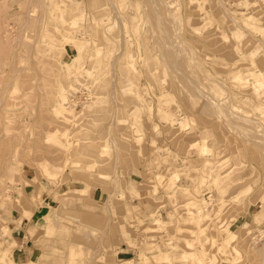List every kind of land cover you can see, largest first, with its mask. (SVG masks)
Returning a JSON list of instances; mask_svg holds the SVG:
<instances>
[{"label":"rangeland","instance_id":"1","mask_svg":"<svg viewBox=\"0 0 264 264\" xmlns=\"http://www.w3.org/2000/svg\"><path fill=\"white\" fill-rule=\"evenodd\" d=\"M229 2L0 0V264H264V0Z\"/></svg>","mask_w":264,"mask_h":264},{"label":"bare ground","instance_id":"2","mask_svg":"<svg viewBox=\"0 0 264 264\" xmlns=\"http://www.w3.org/2000/svg\"><path fill=\"white\" fill-rule=\"evenodd\" d=\"M158 10V9H157ZM248 12L249 11H247L246 13H247V15H248ZM251 12V11H250ZM249 12V13H250ZM157 14V13H156ZM251 14V13H250ZM243 15V14H242ZM195 21V20H194ZM211 21V20H210ZM254 22V21H253ZM201 25V24H200ZM205 26V25H204ZM218 26V25H217ZM253 26V25H252ZM229 27H230V25H229ZM194 28V27H193ZM207 27H205V29H206ZM195 29H196V27H195ZM253 29V28H252ZM199 31V30H198ZM223 34V33H222ZM171 35H172V33H171ZM170 35V36H171ZM228 35V34H227ZM172 36H175V35H172ZM171 36V39H173V37ZM166 38L168 37L169 39H170V37L169 36H165ZM164 37V38H165ZM163 38V37H162ZM175 38H176V36L174 37V40H175ZM221 38L224 40V41H226L228 38H227V36H221ZM213 39V38H212ZM164 40H166L167 41V39H164ZM214 40V39H213ZM168 42V41H167ZM177 43H178V41H176ZM176 42H175V44H176ZM164 43V42H163ZM173 44H174V42H172ZM171 43V44H172ZM217 44V43H216ZM249 44V43H248ZM168 45V44H167ZM166 46V45H165ZM172 46V45H171ZM233 46H234V44H233ZM168 47V46H167ZM167 47H164V49H167ZM172 47H174V46H172ZM176 47H177V44H176ZM180 48H181V45L179 46ZM184 47L185 46H183L182 48L184 49ZM232 47V46H231ZM170 48V45H169V47H168V49ZM182 48H181V50L179 49V48H176V50H175V48H173L172 50L173 51H171V49L170 50H168V52L167 53H173L174 52V50H175V53H177L176 51H179L180 50V52H182ZM218 48V47H217ZM230 48V47H229ZM178 49V50H177ZM226 49H228V48H226ZM185 50H187L186 48H185ZM184 50V51H185ZM215 50V49H214ZM167 51V50H166ZM165 51V52H166ZM170 51V52H169ZM236 51V50H235ZM183 53V52H182ZM167 54L166 56L169 58V56L171 55V56H173L174 54ZM184 55L186 54L185 52L183 53ZM181 55V54H180ZM186 56V55H185ZM247 56V55H246ZM242 57H244V56H242ZM172 58H174V56L172 57ZM171 58V59H172ZM170 59V58H169ZM183 59H184V57H183ZM174 60H175V58H174ZM180 60V59H179ZM187 60H188V57H187ZM172 61V60H171ZM177 61H178V59H177ZM177 61H175V63L176 64H172V62H171V64L173 65V67H174V65H175V67H176V69L178 70V68L180 67L179 65H181V64H183V63H181V62H183V61H181L180 63L179 62H177ZM188 61H190V59L188 60ZM168 62H169V60H168ZM187 62V61H186ZM125 63V62H124ZM188 63H191V62H188ZM131 64V63H130ZM185 64H183V66H184ZM188 65H190V64H188ZM188 65L186 66V67H188ZM193 65V64H192ZM178 66V67H177ZM125 67V66H124ZM123 67V68H124ZM185 66H184V68L182 67V65H181V68L184 70L185 68H186ZM191 67V66H190ZM199 67V66H198ZM180 68V69H181ZM194 68V67H193ZM175 69V68H174ZM188 70H186L185 72H187L186 74H188L187 76L188 77H191V78H193L194 80L193 81H196L197 80V78H198V76H197V74L195 73V71H192V69L190 70L189 69V67L187 68ZM248 69V68H247ZM182 71V70H181ZM201 71V70H200ZM246 71H248V70H246ZM179 72H180V70H179ZM189 72V73H188ZM181 73V72H180ZM184 73V72H183ZM203 73V72H202ZM205 73V72H204ZM241 74V73H240ZM239 73H234L233 75H232V77L233 78H235V79H238L239 81H243V77L240 75ZM249 74V73H248ZM199 75V78L201 79V76H200V74H198ZM203 76H204V74H202ZM183 77H185L186 78V75H182ZM207 76V75H206ZM187 77V78H188ZM205 77V76H204ZM190 78V79H191ZM246 78V77H245ZM249 78V77H248ZM204 79H206V78H204ZM245 80H247V79H245ZM192 81V82H193ZM198 81V80H197ZM197 81H196V83H195V85L193 84V86H196V84L198 85L199 83H202V81H200L199 83H197ZM248 81H249V79H248ZM192 82H191V84H192ZM190 83V82H189ZM188 81H187V86H188ZM194 83V82H193ZM236 83V82H235ZM262 83H263V81H262ZM189 85L188 87H192V85ZM210 84V83H209ZM214 84V83H213ZM212 84V85H213ZM257 84V83H256ZM255 84V85H256ZM202 85V84H201ZM204 85V84H203ZM200 86V85H199ZM202 87V86H201ZM193 88V87H192ZM203 88H204V86H203ZM257 88V87H256ZM188 89H190V88H188ZM187 89V90H188ZM254 89V88H253ZM129 90H131V89H129ZM135 93V92H134ZM136 96H137V94H136ZM161 96H162V94H161ZM163 97H164V95H163ZM163 99V98H162ZM168 99V98H167ZM245 101V100H244ZM60 102V101H59ZM164 103V102H163ZM238 104H239V102H237ZM62 106V105H61ZM263 108H264V106H263ZM62 110H64V111H67V113H69V114H71L72 116H73V118H74V121H75V123H83L84 122V120H85V118H83L82 116L83 115H77L76 114V112L74 113L73 112V109L71 110V109H68V107L67 106H65V102H63V106H62ZM91 110V109H90ZM93 110V109H92ZM165 110H166V108H165ZM220 110H222V109H219V111ZM163 111H164V109H163ZM80 113H81V111H80ZM261 113H262V116H264V110H262L261 111ZM235 114V113H234ZM93 115V114H92ZM85 116V115H84ZM185 117V116H184ZM88 118V117H87ZM172 118V117H171ZM186 118V117H185ZM175 119V118H174ZM181 120V119H180ZM230 120V119H229ZM171 121V120H170ZM231 121H233L232 119H231ZM167 122V121H166ZM178 123V122H177ZM232 123V122H231ZM230 123V124H231ZM233 123H235L234 121H233ZM233 123L231 124V125H233ZM237 123V122H236ZM259 123V122H258ZM171 124V123H170ZM179 124V123H178ZM255 124V123H254ZM184 125V124H183ZM234 125H236V124H234ZM258 125V124H257ZM237 126H239V124H237ZM262 126V125H261ZM243 127V126H242ZM239 128L240 130H243V129H245L244 127L243 128ZM201 139V138H200ZM199 139V140H200ZM254 140V139H253ZM205 142V141H204ZM193 142H191V144L189 143V145H193L192 144ZM199 143V142H198ZM202 143V142H201ZM187 144V143H186ZM195 144H196V141H195ZM200 144V143H199ZM202 145V147L200 146V148H201V150L203 151V147H206L207 146V144H205V146L203 145V144H201ZM196 147H198L197 145H196ZM205 149V148H204ZM207 149V148H206ZM206 149L204 150L205 152H206ZM209 150V149H208ZM218 161V160H217ZM219 162V161H218ZM204 163V162H203ZM209 165V164H208ZM213 168V167H212ZM214 169V168H213ZM210 171H212V170H210ZM214 172V171H213ZM202 176V175H201ZM226 177H228V176H226V173H224V174H222V175H220V173H215V174H213L212 175V178L210 179L211 181H213V184L215 185V187H216V191L218 192V194H219V196L222 198V201H223V199L225 198V197H227V196H225V193L227 192V191H232L231 189H230V187H229V189H227L228 187H225V181L223 182V180H225L224 178H226ZM207 178H208V176L205 178L204 176H202V178H201V180H202V182L204 183L206 180H207ZM246 178V177H245ZM243 179V178H242ZM238 181V180H237ZM235 182V181H234ZM233 182V183H234ZM244 181L242 180V181H240V182H237L238 184H241V183H243ZM205 183H207V181L205 182ZM205 183H204V185H205ZM231 183V182H230ZM227 186V185H226ZM234 187V186H233ZM240 187V186H239ZM239 187H238V189H239ZM232 188V187H231ZM242 188V187H241ZM249 191V190H248ZM247 191V192H248ZM67 196V195H66ZM232 197H230V199H231ZM233 199H235V198H233ZM221 201V202H222ZM221 202L219 203V204H221ZM36 203V202H35ZM224 202H222V204H223ZM34 204V203H33ZM190 204V203H189ZM220 208V207H219ZM218 213H219V211H218ZM230 221V220H229ZM154 223V222H153ZM155 223H156V221H155ZM159 223V222H158ZM226 224L228 225H226V227H230L229 226V224H228V220H226ZM230 224H233L234 225V223L232 222V223H230ZM159 225V224H158ZM234 229V228H233ZM5 240V239H4ZM125 261H127V260H125ZM130 262V261H129Z\"/></svg>","mask_w":264,"mask_h":264},{"label":"crops","instance_id":"3","mask_svg":"<svg viewBox=\"0 0 264 264\" xmlns=\"http://www.w3.org/2000/svg\"><path fill=\"white\" fill-rule=\"evenodd\" d=\"M139 197H140L139 200H146L148 203H150L148 199H144L146 197L144 196H139ZM147 197H148V194H147ZM40 199L42 203L41 207L43 208H45V205L49 203V201L51 200V198L46 195H41ZM154 199L157 200L156 198ZM149 206H150V209H153L155 205L150 203ZM34 209L35 208L32 207V214L29 218L24 217L21 213L20 215H18L17 212H14L12 214V217L6 220V225L8 226L9 231L11 232L13 236V239L18 242V247L22 250V252L24 253V256H26L27 254L29 255L34 249H36L35 248L36 244L34 243L36 242V239L35 238L33 239V236L35 234L34 233L35 229L34 227H32V225L35 222L37 226L42 227V224H44V222L49 219V216H50L49 214L51 213L52 208L49 211L35 218L33 221V216L35 214L33 213ZM154 241H158V240H154ZM122 260L124 259H120L119 262H121Z\"/></svg>","mask_w":264,"mask_h":264},{"label":"built area","instance_id":"4","mask_svg":"<svg viewBox=\"0 0 264 264\" xmlns=\"http://www.w3.org/2000/svg\"><path fill=\"white\" fill-rule=\"evenodd\" d=\"M227 2H229V0H227ZM229 3H231V2H229ZM232 3H233V1H232ZM69 100L71 101L72 99L71 98H69ZM211 192L210 193H205L204 194V199L207 201V200H209V201H211L212 200V198H209V197H211ZM156 207L154 208V210L153 211H157L158 213H159V215H161V216H164V215H166V213H165V211H166V204L165 203H163V202H161V200H156Z\"/></svg>","mask_w":264,"mask_h":264}]
</instances>
